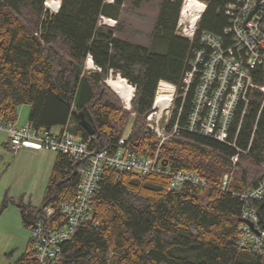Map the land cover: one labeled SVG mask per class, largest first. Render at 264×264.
Returning a JSON list of instances; mask_svg holds the SVG:
<instances>
[{
  "label": "trees",
  "instance_id": "trees-1",
  "mask_svg": "<svg viewBox=\"0 0 264 264\" xmlns=\"http://www.w3.org/2000/svg\"><path fill=\"white\" fill-rule=\"evenodd\" d=\"M44 1L0 0V121L15 124L25 104L28 123L36 129L67 128L84 140L91 137L89 148L96 151L113 152L124 138L122 146L133 153L157 152L172 171L192 170L208 183L169 189L165 175L127 171L116 177L113 168L104 166L91 200L92 217L62 244L56 264H264V252L238 245V194L264 177L262 93L250 92L243 117L237 112L228 139L235 140V147L186 132L158 146L146 127L157 84L182 79L190 42L174 31L186 0L161 1L148 46L97 26L99 14L118 20L124 0H50L57 12L46 10ZM134 1L138 6L143 0ZM188 1L207 4L196 35H221L227 24L224 6L233 0ZM88 57L95 69L85 67ZM110 71L135 85L129 110L105 83ZM79 111L92 124L93 135L80 124ZM236 148L247 152H239L233 165ZM77 165L56 153L41 205H20L24 226L31 228L44 206L74 199ZM230 171L228 190H220L222 176ZM255 210L264 230V197ZM33 261L30 239L14 264Z\"/></svg>",
  "mask_w": 264,
  "mask_h": 264
},
{
  "label": "built area",
  "instance_id": "built-area-1",
  "mask_svg": "<svg viewBox=\"0 0 264 264\" xmlns=\"http://www.w3.org/2000/svg\"><path fill=\"white\" fill-rule=\"evenodd\" d=\"M206 7L207 4L188 0L180 7L174 33L190 42L182 79L179 84L160 81L151 111L146 115V127L155 134L158 146L169 137L186 132L235 147V140H228L231 125L238 111L243 117L251 98L250 92L256 90L262 93L263 106L264 0H233L226 3L224 14L227 24L222 34L202 32L196 35ZM117 22V19L99 14L97 26L114 28ZM95 68L92 66V69ZM161 83L163 86H160ZM130 85L134 93L135 85ZM189 94V107L184 112ZM121 100L123 108L129 110L131 101ZM0 130L8 135L7 145L13 152L23 148H47L66 155L69 160L78 164L76 171L79 183L74 199L44 206L30 228L34 247L32 264H56L62 244L82 223L91 219V200L99 189L104 166L113 168L116 177L127 171L140 175H165L169 178V189H180L184 184L208 186L206 180L195 171H172L159 159L157 152L152 156L133 153L122 146L124 138L119 139L120 146L115 151L107 152L90 149L91 137L84 140L67 128L55 132L36 129L29 123L17 126L0 121ZM237 151L232 157L233 165L239 152H247L240 149ZM260 165L264 167V149ZM232 175L233 172L230 171L222 176L220 190H228ZM238 196L242 202L241 220H246L253 226L251 228L241 221L238 245L250 247L252 251L262 254L264 230L259 227L255 204L264 197V177ZM60 215L64 219L61 225Z\"/></svg>",
  "mask_w": 264,
  "mask_h": 264
},
{
  "label": "rangeland",
  "instance_id": "rangeland-1",
  "mask_svg": "<svg viewBox=\"0 0 264 264\" xmlns=\"http://www.w3.org/2000/svg\"><path fill=\"white\" fill-rule=\"evenodd\" d=\"M161 1L143 0L137 6L134 0H124L118 22L113 28L114 36L148 46ZM44 7L49 12H56L45 1ZM111 75L116 76L110 72L108 77ZM22 107L29 110L28 105ZM28 113H24L25 121ZM57 130L55 127L54 131ZM7 142L8 135L0 130V264H14L31 239L30 228L23 224L20 205H41L56 155L47 148L38 154L18 155L19 150L14 153L5 147Z\"/></svg>",
  "mask_w": 264,
  "mask_h": 264
},
{
  "label": "bare ground",
  "instance_id": "bare-ground-1",
  "mask_svg": "<svg viewBox=\"0 0 264 264\" xmlns=\"http://www.w3.org/2000/svg\"><path fill=\"white\" fill-rule=\"evenodd\" d=\"M46 5L51 7L53 10L56 11L54 3L50 0H45ZM161 22V21H160ZM156 32V31H155ZM86 66L92 67L94 66L92 59L90 57L87 58ZM108 85L126 102H130L133 97V90L131 85L126 82V80L117 75L113 77L112 75L107 78Z\"/></svg>",
  "mask_w": 264,
  "mask_h": 264
},
{
  "label": "crops",
  "instance_id": "crops-1",
  "mask_svg": "<svg viewBox=\"0 0 264 264\" xmlns=\"http://www.w3.org/2000/svg\"><path fill=\"white\" fill-rule=\"evenodd\" d=\"M87 69H90V68H87ZM28 111H29L28 109H25L24 107L20 106L19 113H18V119H17L15 125L22 126V125H25L26 123H28V116H27V120L26 121L24 119V117H25L24 113H26ZM54 128L52 129V131H54ZM57 128H58L57 131H59L60 130L59 127H57ZM5 147L8 148L7 143H5ZM43 150H47V149L46 148H40V149L23 148V149H20L18 151V155H21V154H38L40 151H43ZM14 153H16V152H14ZM55 157H56V155H55ZM54 160H55V158H54Z\"/></svg>",
  "mask_w": 264,
  "mask_h": 264
},
{
  "label": "water",
  "instance_id": "water-1",
  "mask_svg": "<svg viewBox=\"0 0 264 264\" xmlns=\"http://www.w3.org/2000/svg\"><path fill=\"white\" fill-rule=\"evenodd\" d=\"M59 10V9H58ZM57 10V11H58ZM56 11V12H57ZM110 72H112V71H110ZM117 75H119V74H117ZM116 75V76H117ZM105 82L107 83V79L105 80ZM107 85H108V83H107ZM77 116H78V119H79V122H80V124L82 125V127L87 131V133L89 134V135H93V133H94V128H93V126H92V124L84 117V114H83V112H81V111H79L78 112V114H77ZM242 222H245L246 224H248L251 228L253 227L252 226V224L250 223V222H248V221H246V220H241Z\"/></svg>",
  "mask_w": 264,
  "mask_h": 264
}]
</instances>
